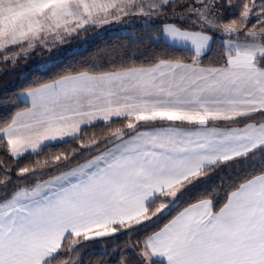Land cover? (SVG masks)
<instances>
[{
  "label": "snow or ice",
  "instance_id": "6c2138e0",
  "mask_svg": "<svg viewBox=\"0 0 264 264\" xmlns=\"http://www.w3.org/2000/svg\"><path fill=\"white\" fill-rule=\"evenodd\" d=\"M133 16L171 21L146 38L191 52V61L61 67L57 53L36 67L40 76L15 96L25 106L0 118V147L11 157L0 159V264H83L75 257L86 242L140 230L137 260L123 255L120 264H264V0H0V57L15 65ZM143 26L147 34L154 24ZM212 33L228 37L223 63L204 66ZM113 118L127 121L103 140L113 147L30 187L19 185L35 168L13 180L12 162ZM238 168L222 197L201 191L210 173Z\"/></svg>",
  "mask_w": 264,
  "mask_h": 264
},
{
  "label": "trees",
  "instance_id": "16d2710c",
  "mask_svg": "<svg viewBox=\"0 0 264 264\" xmlns=\"http://www.w3.org/2000/svg\"><path fill=\"white\" fill-rule=\"evenodd\" d=\"M258 10V9H257ZM238 16V11L233 15L226 14V19H232ZM153 20V30L145 34L143 21H138L133 26V31H129L126 34H117L115 31H108L106 29L96 32L92 37L88 45L80 50L73 51L70 53L62 54L59 58L61 62V67L64 66H89L91 63H95L97 66L103 69H107L113 63H119L121 59L134 61L137 64L146 63L152 59L154 56H175L184 57L186 61H190L192 58V53L187 51H174L170 47H165L163 45L157 46L153 41L146 38L159 34V25L161 23H167L171 21H163L158 17ZM255 23L252 20L249 23ZM98 28H92L91 30L83 33L92 34L93 30ZM214 41L212 43V51L201 58V62L204 66H217L223 63L220 57L222 52L221 40L217 37L215 33ZM13 53H5V55L11 56ZM32 56L29 55L27 63H23L22 66L17 64H12L9 60L7 63L3 61L0 57V118L5 116H10L14 114L15 111L23 108L25 105L15 99V96L23 89L27 88L29 84L37 79L40 74L36 71L37 66H32ZM24 60V59H19ZM261 120L258 118L257 122ZM126 120L123 119H113L110 122V126H106L102 122H97L95 126L86 129L81 134V139L73 141L68 144L57 145L54 148L45 149L42 153L36 156H26L20 159L18 162L11 163V174L13 180L15 181V173L21 167H29L36 169L35 178L23 179L19 186L31 185L37 180L45 178L47 176L53 175L74 165L92 157L97 152L107 149L112 144H105L103 140L108 137L112 131L117 128H125ZM91 139H96L101 141L98 146L94 147H84L82 144H87ZM76 152L73 154V150ZM6 148L0 147V159L11 160V157L6 156ZM63 154L69 156V161H61L58 164H52L45 166L43 164L46 160H51L55 155ZM37 161L40 162V166L37 165ZM240 171L239 168L236 171L232 169H225L224 171H219L216 173H210L204 178L206 187L201 189L205 190H215L222 197L223 191L229 189L231 184L237 181L240 177L237 172ZM244 173L241 172L240 175ZM31 175V174H30ZM15 185L9 188V195L14 190ZM199 196V192L194 193L188 202H196ZM3 190L0 186V199H3ZM187 206V203L183 205ZM175 215V213H173ZM171 217H169L170 219ZM164 222H167L166 220ZM163 223V222H162ZM162 223L159 226H162ZM149 229L148 231H152ZM144 230H140L136 233L127 234L121 232L114 237L104 238L100 240H94L86 242L88 247L85 251H82L80 256L75 257V259H82L83 264H120L121 257L127 255L130 260L136 261V253L141 249L137 244L138 240H143L145 236ZM107 252L106 255H101V253Z\"/></svg>",
  "mask_w": 264,
  "mask_h": 264
},
{
  "label": "rangeland",
  "instance_id": "374dc122",
  "mask_svg": "<svg viewBox=\"0 0 264 264\" xmlns=\"http://www.w3.org/2000/svg\"><path fill=\"white\" fill-rule=\"evenodd\" d=\"M257 2H258V0H257ZM155 19H157V18H155V17L133 16V17H125V18H123L120 21L113 20L111 23H109L107 25H103L102 27H99L96 31L93 30L92 34L82 33L81 35H77V36H75L73 38H68L66 43H64L63 45H60L57 48H54L51 53H49V51L47 49H41V48H38L35 51H32L30 53V55L33 57L31 65L32 66H38L40 63L44 62L45 59L49 55H56L57 53H59L60 54L59 58H61L62 54H64V53H70V52L77 51V50L85 48L88 45V42L91 41L90 40L91 37L96 32H98L100 30L106 29L109 32L112 30V31H115L117 34H126L129 31L134 32L133 29H132L133 28L132 24H134V23H136V22H138L140 20L144 22V20L153 21ZM216 35L221 41L224 40V39H228V37H226V36H221L220 34H216ZM49 39H52V37H49ZM23 63H27V60H17V64H19L20 66H22ZM111 147H113V146H111ZM106 150L107 149H103V150L97 152L96 154H94L92 157H90V158H88V159H86V160H84V161H82V162H80V163H78V164H76L74 166H77V165H80V164H84L88 160L92 159L94 156L99 155L101 152L106 151Z\"/></svg>",
  "mask_w": 264,
  "mask_h": 264
},
{
  "label": "crops",
  "instance_id": "0c3cea01",
  "mask_svg": "<svg viewBox=\"0 0 264 264\" xmlns=\"http://www.w3.org/2000/svg\"><path fill=\"white\" fill-rule=\"evenodd\" d=\"M191 61V60H190ZM190 61H186V62H190ZM113 119H115V118H113ZM257 122V121H256ZM260 122H262V121H260ZM257 123H259V122H257ZM240 126H242V125H240ZM111 146H113V145H111ZM110 146V147H111ZM109 148V147H108ZM74 167H76V166H74ZM71 168H73V167H71ZM71 168H68V169H65V170H63V171H61V172H65V171H69V169H71ZM61 172H58V173H55V174H53V175H50V176H47V177H45V178H42V179H40V180H37V181H46V180H49V179H53L55 176H57V175H60V173ZM36 181V182H37ZM35 183V182H34ZM33 183V184H34ZM33 184H31V185H25L24 187H30V186H32ZM4 199V198H3ZM3 199H0V200H3Z\"/></svg>",
  "mask_w": 264,
  "mask_h": 264
}]
</instances>
